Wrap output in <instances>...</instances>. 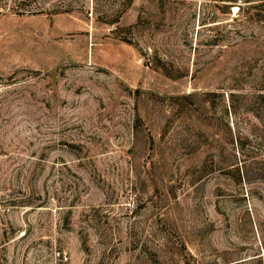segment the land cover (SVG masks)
I'll list each match as a JSON object with an SVG mask.
<instances>
[{"label": "rangeland", "instance_id": "1", "mask_svg": "<svg viewBox=\"0 0 264 264\" xmlns=\"http://www.w3.org/2000/svg\"><path fill=\"white\" fill-rule=\"evenodd\" d=\"M0 264H264V0H0Z\"/></svg>", "mask_w": 264, "mask_h": 264}]
</instances>
